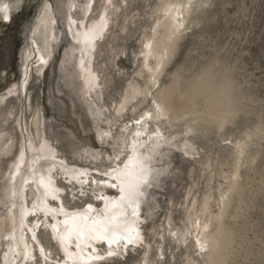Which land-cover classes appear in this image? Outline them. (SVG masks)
<instances>
[{"label":"rangeland","instance_id":"374dc122","mask_svg":"<svg viewBox=\"0 0 264 264\" xmlns=\"http://www.w3.org/2000/svg\"><path fill=\"white\" fill-rule=\"evenodd\" d=\"M6 3L12 22L0 19V194L25 143L46 140L69 169L90 171L78 182L63 170L55 175L67 210L99 204L100 192L87 185L124 160V129L158 105L162 115L147 131L159 130L169 144L153 156L158 174L141 205L146 244L115 246L99 264H264V0H95L88 11L87 0H0ZM178 4L183 22L170 34L165 10ZM48 7L57 41L38 75V58H23L32 41L41 42L34 30ZM103 15L109 28L92 60L98 83L86 94L83 79L71 74L77 67L66 18L82 28ZM148 42L163 54L160 67L153 57L144 61ZM39 217L30 221L35 236L25 230L36 256L22 263L63 262ZM6 230L0 222V264Z\"/></svg>","mask_w":264,"mask_h":264},{"label":"bare ground","instance_id":"6f19581e","mask_svg":"<svg viewBox=\"0 0 264 264\" xmlns=\"http://www.w3.org/2000/svg\"><path fill=\"white\" fill-rule=\"evenodd\" d=\"M87 3L88 7L86 10L88 11L89 7L94 6L95 0H87ZM6 6L7 3L6 5H0V9H2V11H0V14L2 16H10L8 20H2L4 23H11L12 20L10 8L9 5L7 7ZM180 7L181 6L178 4L173 9L171 8L165 10V15L168 18V31H170V34H175L176 32H178V29L182 25L184 16H181L183 15V12ZM101 19V21H95L88 27L80 28L78 26L79 22L73 17L67 16L66 18L67 32L72 38V42L69 46V54L71 53V55L74 56V64L76 65H74V67H77L76 70L73 67L74 72L72 71L73 73L71 74L75 78H71H73L74 81L83 79L84 83H81L83 86L81 88L84 89V93L86 91L84 88L85 84V87L87 89V91L85 92L86 94L89 89L91 90L93 88V90H95L94 86H96L98 83L97 78L93 73L94 64L92 63V60L94 57L97 42L105 36L107 27L109 28L108 19L104 15ZM55 23L56 22L53 18L52 11L48 7L46 11L43 12L42 17L39 19V24L34 30L35 33L39 31L38 33L41 35V42L40 44H38L36 41H32L29 48L27 49V54H25L23 58V62H25V64H27L28 61L34 56L38 58L36 61L38 65V75H40L39 73H42L45 68H48L51 65L50 60L53 56L54 51L53 46L57 41V37L55 36V34H53ZM80 24L82 23L80 22ZM39 28L41 31L39 30ZM91 31H96L97 35L94 40L89 42L86 39V33H89ZM149 42L146 46L147 48L144 54V61H147L150 57H153L155 59L154 61L157 62V66L160 67L163 59V54H161L160 57L157 55V53L155 54L154 48L151 44H149ZM73 58H69V60L72 59V61L74 62ZM147 66L146 68H148ZM27 76L25 72L24 77ZM26 80L21 86V91L23 89L24 92L26 91V85L28 84ZM12 92H15V89ZM158 107L159 106L157 105L156 108ZM156 108H154V110L150 113H144L143 116L135 119L133 122H131V124H129V126L126 127V129H124L125 131H129L128 135L130 138V141L128 142L124 150V152L126 153V157L123 158L124 160L120 164L117 163L118 159L114 161L115 169L110 168L111 170L109 169L105 178L98 180L93 177L95 181L94 185L85 184L88 186V188L92 189V187H95L100 192V197L97 198L99 204L89 205L87 203L88 206L85 209L82 208L72 211L67 210L65 201L59 194L60 192H62V190L59 188V185L54 182V179L55 175L59 173L58 171L63 170L67 173V176L69 174L68 178L71 177L72 180H77L78 182L83 178L87 179L88 173L90 171L86 173V169L83 170L82 168L69 169V166L67 167V165L63 164L62 161L59 160V158L55 155L53 148L51 147V145L49 146L48 141L46 140H43L42 144L40 141L41 146L38 145V147L36 146V144L34 146L32 144L33 142L31 141L25 143V145L22 147L21 152H19L20 154L17 158L18 160L12 166V172L10 173V175L7 172L9 176L3 182V185L5 184V186L3 188V191H1L2 194H0L1 196H4L5 200L3 205H0L5 207L7 210L4 216V221H1L0 217V222H6L7 224V230L5 233L6 238L5 240L3 239L6 245L5 247L7 248L6 250H4L5 252L3 254V257L1 258L4 264H20L22 263V260L25 261L24 259L30 258L32 253H34V256H36L34 246L30 244V240L28 241V233L25 231L26 229H28L32 232V236H35V231L31 229L30 225V221H32V215L36 217L40 216L36 221V224L42 217L46 219L47 226L50 227V230H52L53 235L57 239V243L59 245L58 247L62 252H64V256L62 258L63 262H60L58 264H99L100 261L102 262V260L104 259H109L106 257L107 254L109 255V253H112L113 255L114 253H116L115 246L117 247V249L119 247L125 246L122 238L119 240L117 239L118 236L122 237L125 234L132 236L133 244L135 245L139 244L138 241L141 240L142 243L146 244L144 242L141 228L139 229L138 226L140 223L139 221L142 218L141 205L143 204L144 199L147 198L146 193L147 188L151 185L150 182L154 180L155 176L158 174L155 167L151 165L153 164L152 162L155 157L154 154H157L158 150L163 145L168 143L167 140L166 143L164 139L165 137L162 136L159 130H152L151 132L150 130L147 131L148 123L150 121H156L160 113L162 115L163 111L161 110V107H159L160 109ZM136 121H140L141 123L137 124ZM137 131H140L142 135L137 137L135 135ZM109 135L111 138V134ZM118 156L119 153L117 155V158ZM125 165H127V168H125ZM42 175L46 179H51L54 187L58 190L56 192V200H52L50 197H45L44 187L40 183ZM118 175L122 178L126 177L125 184L123 185V187L125 188L124 193H122L120 190L122 187L120 181L117 179H113V177ZM25 181H27V183H25ZM88 182L90 183V181ZM107 184L110 187H106ZM83 185L84 184H81L80 186ZM129 185L135 187L134 194H129L127 190ZM111 187L115 189V192L112 191ZM141 188L143 189L142 191L140 190ZM27 196H29L31 198L30 200L33 201L32 203H30L32 204L31 208L28 205ZM34 205L36 206L37 210L35 214H32ZM45 205H47V208L49 209H55V212H48L46 214L47 209H45ZM100 205H102L101 211V208L98 209ZM61 209H63V211H61ZM25 213H27V215H25ZM51 217L54 221L50 219ZM66 217L69 218L67 220V226L64 223ZM94 220L101 221L102 224H107L109 226L118 224L119 230L118 232L111 233L105 239L92 238L93 236L97 235L95 232V228L101 226L93 225L92 221ZM53 225H55V227H53ZM133 227H135V229L132 232L130 231V229ZM198 228L201 229V231H203L204 229L201 227ZM77 229L83 233L82 236L77 235ZM69 230L72 231L73 236L72 246L68 248V251L72 254L71 258H69L68 253L64 251L65 247H68L66 241L61 239V237L65 236ZM195 230L197 231V228ZM34 238L36 241H38L39 235ZM77 240L81 245L80 250H77L75 247V243ZM96 240L105 241V244H107V246L108 240H111V247H107L106 245L104 246L102 244L101 247L103 246L109 249L108 251L105 250L104 253H101L100 250H98L99 243H97L98 241ZM184 240V237L181 236V239L178 241L184 242ZM197 242L198 247L200 246L203 250L205 247L204 243L202 241L200 242L199 240H197ZM93 249H95V251Z\"/></svg>","mask_w":264,"mask_h":264},{"label":"snow or ice","instance_id":"6c2138e0","mask_svg":"<svg viewBox=\"0 0 264 264\" xmlns=\"http://www.w3.org/2000/svg\"><path fill=\"white\" fill-rule=\"evenodd\" d=\"M7 7V6H6ZM0 11H2V9H0ZM10 18V16H0V19H3V20H8ZM96 35H97V32L96 31H91L89 33H86V39L87 41H92L96 38ZM137 124H140L141 122L140 121H136ZM135 135L137 137L141 136L142 133L140 131H137L135 133ZM125 168H127V165H125ZM113 179H117L120 181V184L122 185L121 187V192L124 193L125 192V188L123 187V185L125 184V178H122L121 176H115L113 177ZM25 183H27V181H25ZM40 183L43 185L44 187V192H45V197H50L52 200H56L57 199V195H56V192L58 191L54 185H53V182L51 179H46L45 177H43V175L41 176V180H40ZM128 192L129 194H134L135 193V187L132 186V185H129L128 186ZM141 191L143 190L142 188L140 189ZM123 198V197H122ZM45 209H47L46 211V214L48 212H55V209H49L47 208V205H45ZM37 208L36 206L34 205L33 206V211H32V214H35ZM61 211H63V209H61ZM25 215H27V213H25ZM69 218L66 217L64 223L65 225L67 226V220ZM93 225H101L100 227H96L95 228V232H96V236H93L92 238H96V239H105L106 237H108L111 233L113 232H118L119 230V225H113V226H109L107 224H102L101 221H92ZM53 227H55V225H53ZM75 227V226H73ZM135 229V227L131 228L130 231L133 232V230ZM77 235L78 236H82L83 233L80 232L78 229H77ZM123 239L124 241V244L126 246V251H127V246H132L133 245V240H132V236L131 235H128V234H125L123 235L122 237L118 236L117 239ZM62 240L66 241L68 247H65L64 251L68 253L69 255V258H71V252L68 251V248L72 246V243H73V236H72V231L69 230L67 232V234L65 236H62L61 237ZM111 244H112V241L111 240H108V246L111 247ZM75 247L77 250H80L81 248V245L79 243V241L77 240L76 243H75ZM95 251V249H93ZM109 255H112V253H109Z\"/></svg>","mask_w":264,"mask_h":264}]
</instances>
